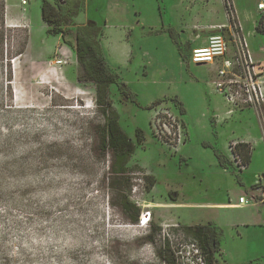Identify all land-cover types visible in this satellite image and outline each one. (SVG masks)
Listing matches in <instances>:
<instances>
[{
  "label": "rangeland",
  "instance_id": "rangeland-1",
  "mask_svg": "<svg viewBox=\"0 0 264 264\" xmlns=\"http://www.w3.org/2000/svg\"><path fill=\"white\" fill-rule=\"evenodd\" d=\"M262 2L88 0L83 11L90 21H108V45L137 96L138 103L122 100L112 84L111 95L123 111L120 124L136 143L128 185V178L111 172V156L99 148L97 127L104 117L96 103V84L79 79L74 46L56 43L57 34L39 23L42 0H29L26 13L20 0H5L0 264H170L162 258L165 242L173 264H183L193 238L184 225L206 222L222 249L215 252L216 264H264V224L255 223L264 218V204L216 205L250 197L264 173V106L222 118L230 110L228 103L216 92L209 68L190 59L195 46L230 23L255 56L264 59V33L257 28L264 19ZM17 20L22 23L15 24ZM94 27L92 36L100 39L103 26ZM73 29L65 28L67 39ZM128 30L127 39L123 35ZM155 99L188 120L185 153L170 150L154 136L149 104ZM175 99L186 103L188 116ZM207 139L221 148H227L228 140L246 141L253 150L250 167L237 172L228 154L224 169L215 151L203 145ZM123 195L140 206L137 223L120 208Z\"/></svg>",
  "mask_w": 264,
  "mask_h": 264
},
{
  "label": "trees",
  "instance_id": "trees-1",
  "mask_svg": "<svg viewBox=\"0 0 264 264\" xmlns=\"http://www.w3.org/2000/svg\"><path fill=\"white\" fill-rule=\"evenodd\" d=\"M87 0H57L56 3L50 0H42V18L48 24L49 31L55 34H61L64 41L74 46L77 60L81 67L80 80L92 81L96 84V103L101 111L104 121L97 127L99 134V148L104 155L111 156L110 170L114 175L128 178V164L132 155L136 150V143L131 139L129 134L120 124V114L114 106V100L111 95V85L117 84L121 95L138 103L136 93L130 88L129 84L123 79L118 71L112 69L103 52L99 38L92 36V28L85 24H77L75 18L85 9ZM5 0H2V13L0 17V38L3 39L5 25ZM264 19L258 24V30L264 33ZM67 26H75V42L66 38ZM102 32V28L100 29ZM21 50L18 54H22ZM17 54V55H18ZM177 102L178 100L175 99ZM181 106L182 103L178 102ZM136 135L139 141L144 140V132L138 128ZM204 146L211 147L215 151V155L221 166L225 167L226 155L216 150L215 146L210 142H203ZM237 151L245 156L249 165L252 161V148L246 141H239ZM231 163V162H230ZM232 166V164H231ZM233 167V166H232ZM149 187L154 185L153 178ZM120 208L125 213H131V221L137 223L141 213L140 206L132 201L128 195H123ZM184 230L197 240L202 253L206 259V264L215 263V252L221 248L218 247L219 241L216 237L214 227L210 223L184 225ZM170 243L165 242L161 250L162 258L170 264H173L169 257ZM165 253V255H164ZM175 263V261H174Z\"/></svg>",
  "mask_w": 264,
  "mask_h": 264
},
{
  "label": "built area",
  "instance_id": "built-area-1",
  "mask_svg": "<svg viewBox=\"0 0 264 264\" xmlns=\"http://www.w3.org/2000/svg\"><path fill=\"white\" fill-rule=\"evenodd\" d=\"M23 11H28L29 0H20ZM259 8L264 10V2ZM191 63L206 65L213 72L212 83L216 92L228 103V115L237 110L254 109L264 106V59L255 56L247 39L236 25L230 23L228 29L221 27L209 35L205 45L192 49ZM58 63L64 62L58 59ZM151 127L154 136L170 150L180 151L187 143L189 135L185 119L164 102L152 105ZM181 114H184L181 110ZM239 141L228 143L229 159L239 173L248 169L249 163L237 151ZM264 203V173L256 181L253 194L239 198L241 206ZM142 221H145L144 216ZM186 261L183 264H206V259L196 239L188 244Z\"/></svg>",
  "mask_w": 264,
  "mask_h": 264
},
{
  "label": "crops",
  "instance_id": "crops-1",
  "mask_svg": "<svg viewBox=\"0 0 264 264\" xmlns=\"http://www.w3.org/2000/svg\"><path fill=\"white\" fill-rule=\"evenodd\" d=\"M51 2H53L54 3V0H50ZM87 2H88V0H87ZM87 2H86V5H87ZM41 8H42V3H41ZM87 8V7H86ZM41 16H42V14H41ZM28 22H29V24L31 25V24H33L34 23V20L32 19V17H29L28 19H26ZM75 22L77 23V24H85V25H88V26H91V27H94V26H98V25H102L103 26V35H102V37L100 38V43H101V45H102V48H103V52H104V54H105V56H106V59H107V61H108V63L110 64V66L112 67V69L113 70H115V71H118L119 72V69H120V66L117 64V62H116V59H115V57H114V55L116 54V51H114L113 52V50L111 49V47H109L110 46V44L108 45V40H109V34L107 33V25H108V21L107 20H104L103 21V23H101V22H98V21H90L89 19H88V16L86 15V10L85 11H82L76 18H75ZM19 23H22V20H17V21H15V24H19ZM39 23H43V24H45V26H47V28H49V26H48V24L43 20V18H42V21H39ZM73 27H75V26H73ZM130 30H128V31H125L124 32V35L123 36H126V38L128 39V35L130 34V32H129ZM71 33H72V37L71 38H69V40L70 41H72L73 42V44H74V42H75V33H76V27H75V29H73L72 31H71ZM125 38V39H126ZM207 41H208V38L205 40V44L207 43ZM128 42V41H127ZM56 43H63V44H65L66 42L64 41V39H63V37H62V35L61 34H57L56 35ZM204 44V45H205ZM126 46H124L125 48H124V50H128L127 51V54H129V52H131L132 53V51H131V49H132V47H131V45L129 44V42L128 43H126L125 44ZM128 45H129V47H128ZM202 46V45H201ZM195 47H197V46H195ZM130 48V49H129ZM123 49V48H122ZM210 71V70H209ZM211 72V71H210ZM120 73V72H119ZM211 74H212V77H213V72H211ZM112 88H113V86L111 85V90H112ZM115 93V92H114ZM111 94H112V92H111ZM116 94V93H115ZM219 94V93H218ZM113 98V100H114V106L118 109V112H119V114H120V121L122 120V114H123V111L121 110V108H118V101L116 100V98L113 96L112 97ZM121 99L122 100H127L125 97H123L122 95H121ZM157 99H159V98H157ZM157 99H155V100H153V102L152 103H150L149 104V106H151V105H154L155 103H157V102H155V101H157ZM180 100V99H179ZM182 101V100H181ZM182 103V110H183V112H184V114H186L187 116H188V108H187V105H186V103L184 102V101H182L181 102ZM244 110H248V109H244ZM215 116V115H214ZM219 117H220V114H219ZM221 117L223 118V117H228V114L226 113V114H222L221 115ZM185 123H186V126H187V131H188V135H189V138H190V135H191V128H190V126H189V123H188V120H185ZM250 139H251V137H250ZM203 142H210V143H212L214 146H215V148H216V150H218V151H220L221 153H223V154H225V155H228L229 154V150H228V142H229V140L226 142V146H227V148H221L219 145H218V141H212L211 139H207V140H204ZM187 144V143H186ZM186 144L183 146V148L181 149V152L182 153H185L186 152V150H187V148H186ZM207 147V146H206ZM209 148H211V147H209ZM251 164V163H250ZM249 167H250V165H249ZM248 167V168H249ZM224 169H226L225 167H224ZM228 170V169H227ZM246 171V170H245ZM258 180V179H257ZM251 191H252V193H253V188L251 189ZM241 196H243V195H241ZM240 196V197H241ZM262 204H264V203H262ZM217 206H221V205H227V207H240V208H244V207H248V206H241L239 203H235V204H228V203H218V204H216ZM210 222V221H209ZM212 222H215L216 224H218V225H220L219 224V222H217V221H213L212 220ZM207 223V222H206ZM255 223H256V225H261V224H264V218L263 219H256L255 220ZM222 250V249H221Z\"/></svg>",
  "mask_w": 264,
  "mask_h": 264
},
{
  "label": "bare ground",
  "instance_id": "bare-ground-1",
  "mask_svg": "<svg viewBox=\"0 0 264 264\" xmlns=\"http://www.w3.org/2000/svg\"><path fill=\"white\" fill-rule=\"evenodd\" d=\"M146 221H147V220H146ZM146 221H145V222H146ZM145 222H144V223H145Z\"/></svg>",
  "mask_w": 264,
  "mask_h": 264
}]
</instances>
